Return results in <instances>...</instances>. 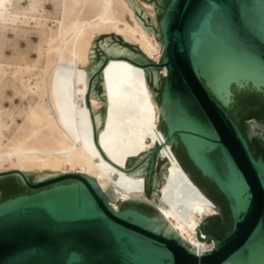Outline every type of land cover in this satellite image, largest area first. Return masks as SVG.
<instances>
[{"label": "water", "instance_id": "1", "mask_svg": "<svg viewBox=\"0 0 264 264\" xmlns=\"http://www.w3.org/2000/svg\"><path fill=\"white\" fill-rule=\"evenodd\" d=\"M127 1L136 20L163 46L160 62L118 34L96 36L87 67L76 73L57 68L51 88L56 107L87 108L91 98L103 101L89 119L96 144L91 153L105 167H121L132 187L145 177L146 194L155 203L165 183L182 220L192 210L186 212L182 197L220 212L183 169L175 155L180 151L206 181L204 188L213 184L224 197L231 229L222 237L220 221L209 229L221 214L205 218L197 238L215 247L202 252L153 205L131 199L116 211L96 181L83 174L37 180L53 172L4 171L0 264H264V159L255 157L248 143L262 151L264 121L242 118L253 100L264 102V0ZM140 71L158 101L157 129L164 142L132 157L121 150L122 129L128 126L149 143L156 121ZM166 145L172 148L161 155ZM167 161L175 164L181 197L162 174L167 171L176 182L167 170L172 164L163 166ZM5 190L22 193L3 199Z\"/></svg>", "mask_w": 264, "mask_h": 264}, {"label": "bare ground", "instance_id": "2", "mask_svg": "<svg viewBox=\"0 0 264 264\" xmlns=\"http://www.w3.org/2000/svg\"><path fill=\"white\" fill-rule=\"evenodd\" d=\"M33 1L31 0L32 6L31 4L29 6L31 8L25 9L32 14L36 13L34 5L38 3L36 0ZM13 2L14 0H0V26L3 29L7 22L14 23L19 14H25L17 7L12 9ZM56 10L57 13H55L58 16L56 26L49 30L43 29L41 32L42 44L40 49H37L39 60L32 65L25 62L24 69L19 67L14 72V74L21 73L20 77L15 75V80L20 84L15 87L18 95L19 93L23 97L33 95L30 96L28 106L23 107L17 115H15L17 112L12 111L7 115L0 109V173L11 170L35 171L42 174L46 173L44 170L53 172L37 180L64 173L83 174L96 181L108 199L112 201L109 203L116 211L120 210L119 203L131 199L144 201L158 209L174 230L196 249L202 252L212 250L215 247L214 242L200 241L197 238V231L205 218L218 213L216 209L182 197L188 205L186 212L192 209L188 218L182 220L169 203L170 191L165 183L159 189L161 197L158 198L155 195L157 203L149 199L146 194L145 177L138 187L129 185L124 179L125 171L121 167L112 171L113 166L105 167L91 153L96 150V144L92 122L89 118L105 103L91 98L89 99L90 106L87 108L60 109L56 107L58 100L51 91V88H54L52 79L58 67L73 73H76L78 67H87L89 53L96 36L118 34L126 43L139 45L140 50L156 63L160 62L163 55V46L157 41L152 31L150 35L149 31L135 19L134 10L128 5L127 0H56ZM51 14L50 19L53 15ZM37 68L40 69L38 73H36ZM6 73L0 63V85ZM24 74H28L27 80H24ZM136 74L143 76L147 93L156 107V121L149 132V143L136 138L128 130V126L122 129L119 139L121 150L132 157H138L141 153L154 149L158 141L164 142L157 129L162 117L159 104L145 80L144 71ZM161 74L163 76L167 74L166 68L161 70ZM5 86L6 83L3 87L0 86V94ZM16 116L21 117V123L17 122ZM171 148V145L164 146L160 149V154L167 155ZM168 163L172 166L167 170L176 177V182L165 174L167 171L163 175L174 184L171 189L175 192L179 191L181 197L179 187L181 181L175 172V164L167 161L166 165Z\"/></svg>", "mask_w": 264, "mask_h": 264}, {"label": "rangeland", "instance_id": "3", "mask_svg": "<svg viewBox=\"0 0 264 264\" xmlns=\"http://www.w3.org/2000/svg\"><path fill=\"white\" fill-rule=\"evenodd\" d=\"M36 1L38 2L36 5H34L36 13L32 14V13H29V11H25V9L28 10V9L31 8V7H29L30 4H31V6L33 4V3H31V0H19L20 3L19 2H16V0H14L12 9L17 7V8H19L20 12H25V14H23V13L19 14L18 19L14 23L7 22V25L5 27L6 30L3 29L0 26V51L2 49L1 47L4 48L1 51L3 53L0 52V63L2 64V66L5 69V71L7 72L6 73V76H5L4 80H3V83L0 85L1 87H3V84L6 83V86L4 87V89L2 88V92L0 94V99H1L0 100V102H1L0 103V109L3 110V112H5L7 115L9 113H11V111L13 113L17 112V113H15V115H17L21 110H23V107L25 108L26 106H28V101H30L29 99H31V97L33 96V95L29 94V95L24 96L25 97L24 98L22 95H20V93H19L20 96L18 95L17 91L15 90V87L19 86L20 84H19V81L15 80V75H17V77H20L21 76V73L20 72H17V74L16 73L14 74V72L19 67H21L22 69H24V67H25V64L24 63L25 62L28 63V64H30V65H32V64H35L36 61L39 60V57H38L39 56V54H38L39 51L38 50L40 49L41 44H42V39H41L42 38V33L41 32H42L43 29L49 30L50 28H54L56 26V24H57V20H58L57 18H58V16L56 14L57 13V10H56V0L55 1L54 0H36ZM37 5H39V7ZM52 11L54 13L55 12L56 13L53 14ZM50 13L53 14V15L51 14L53 19L52 18L50 19V17H51L50 16ZM42 14H44L42 16L43 18L40 16ZM36 15H38V16H36ZM54 15H55V17H54ZM134 15H135V13H134ZM135 19H136V17H135ZM34 21H36V22H34ZM51 26H53V27H51ZM8 27H10V28H8ZM21 30L24 31L25 33L22 32ZM6 31H8V32H6ZM152 32L155 35V32L154 31H152ZM111 34H114V33H111ZM103 35H106V34H103ZM155 37H156V35H155ZM4 40L5 41L7 40L8 42L7 41L6 42L8 44ZM128 44L129 45H132L130 43H128ZM5 46H8V48L7 47L5 48ZM37 46H38V48H37ZM20 49H21V51H20L21 53L19 52ZM24 50L28 51L27 53H30V54H27L26 51H24ZM29 50H30V52H29ZM2 54L5 55V56L3 57ZM5 57H6V59H5ZM2 59H3L4 62L2 61ZM9 60L11 61V63H9L10 62ZM11 69H12V71H11ZM38 70H40V69L37 68L36 69V73L39 72ZM8 74H10V75H8ZM160 74H161V72H160ZM23 76H24V80H27L28 79L27 78L28 74H24ZM145 80L147 82V79H145ZM147 84H148V82H147ZM4 93H5V95H4ZM6 94H7V96H6ZM14 94H15V96H14ZM16 109H18V111H16ZM16 120H17L18 123H21V117L20 116H16ZM254 120H255V118L250 119V120H244V122L245 123H250V122H253ZM7 121H8V119H7ZM166 164H167V162H165L163 164V166H165ZM164 172H166V171H163L162 174H164ZM123 203H119V207ZM218 214H221V213L218 211V213L215 214V215H218ZM212 216H214V215H212ZM210 242L211 241H208V243H210Z\"/></svg>", "mask_w": 264, "mask_h": 264}, {"label": "trees", "instance_id": "4", "mask_svg": "<svg viewBox=\"0 0 264 264\" xmlns=\"http://www.w3.org/2000/svg\"><path fill=\"white\" fill-rule=\"evenodd\" d=\"M150 85H152V82L150 81ZM254 105H252V101L250 102V110L247 111L245 114H243L242 118H257L260 121H264V102H261L260 100H253ZM241 127H243L242 123H239ZM176 157L180 164L182 165L183 169L188 173L190 178L193 180V182L206 194L207 197H209L219 208L221 215L214 217L211 219V223L209 225L210 230H214V223L217 221H220L221 225L224 226V229L218 232V235L224 237L231 229V219L229 216V210L227 203L224 199V197L218 192L216 187L213 184H210V190H206L203 186V183L206 182L200 175L198 171H196L192 166L190 167L189 163L186 161L184 156L180 151H176ZM22 193V192H20ZM18 193H11L8 190L4 191L3 199L9 198L11 196L20 194Z\"/></svg>", "mask_w": 264, "mask_h": 264}, {"label": "flooded vegetation", "instance_id": "5", "mask_svg": "<svg viewBox=\"0 0 264 264\" xmlns=\"http://www.w3.org/2000/svg\"><path fill=\"white\" fill-rule=\"evenodd\" d=\"M231 115H232V117L235 119V121L237 122L238 126L240 127V129L242 130L243 134L245 135V137H246L247 140H248L247 132H246L244 126L241 127L240 124H239V123H241V122H240V121H239V120H238L233 114H231ZM250 119H252V118H250ZM248 143H249V146H250V149H251L253 155H254L255 157H258V156L261 155V156L263 157V159H264V147H263L262 151L259 152V151L255 148L254 144H253L251 141H248ZM189 163H190V162H189ZM190 165H191V164H190ZM191 166H192V165H191ZM150 196H151V195H150ZM150 196H149V197H150Z\"/></svg>", "mask_w": 264, "mask_h": 264}]
</instances>
